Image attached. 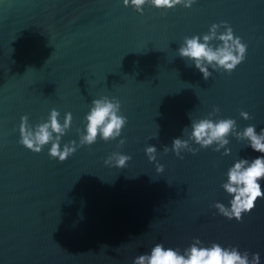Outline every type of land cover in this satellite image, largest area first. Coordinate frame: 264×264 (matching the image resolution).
<instances>
[{
  "label": "water",
  "instance_id": "95a60500",
  "mask_svg": "<svg viewBox=\"0 0 264 264\" xmlns=\"http://www.w3.org/2000/svg\"><path fill=\"white\" fill-rule=\"evenodd\" d=\"M222 22L247 45L246 59L230 75L208 66L205 80L178 49ZM101 97L119 100L127 117L116 140L98 137L63 163L49 157L50 144L35 154L19 143L21 117L35 127L55 109L61 124L72 115L61 150L78 145ZM204 118L264 128V0L145 6L143 15L123 0H0V264H133L156 243L183 251L194 238L259 253L264 264V199L240 223L213 207L230 206L228 169L261 154L234 136L228 156L171 151L175 138L198 148L191 123ZM113 153L131 156L125 169L105 166Z\"/></svg>",
  "mask_w": 264,
  "mask_h": 264
},
{
  "label": "clouds",
  "instance_id": "9594fccd",
  "mask_svg": "<svg viewBox=\"0 0 264 264\" xmlns=\"http://www.w3.org/2000/svg\"><path fill=\"white\" fill-rule=\"evenodd\" d=\"M197 0H123L124 7H131L136 13L143 15L145 6H151L157 10L169 11L177 6L191 8ZM225 29L218 35L219 29ZM201 40L203 42H201ZM218 40L220 43L215 48L211 42ZM247 45L241 42L240 37H235L233 30L227 23L220 25L212 24L209 33L200 36L186 37L183 46L178 49V55L182 59L194 62L195 68L202 74L205 80L209 79L212 73L208 66H214L213 71H222L229 75L246 59ZM219 113L214 108L209 117ZM240 116L249 120L247 113L241 111ZM60 113L51 110L47 122L40 123L33 127L28 122V117H21L19 126V143L27 150L35 154L41 153L42 149L51 145L48 155L53 160L65 162L74 155L79 147L93 146L98 137L105 143L116 140L121 136L122 129L127 125V117L121 113V103L115 98L101 97L91 102L88 114L85 116V133L79 137V144L74 141L63 145L61 150V138L70 129L72 115L66 114L63 124L59 122ZM53 133L56 135L53 136ZM229 136H234L237 141H247L246 146L261 155L252 159H238L228 169L226 182L222 188L231 197L229 207L222 203L213 205L217 214L225 219H233L240 223L244 215L251 214L258 200L264 199V192L261 189V182L264 181V128L259 133L255 126H248L242 132L237 131L236 121L233 119L204 118L194 120L191 123L189 139L198 145V148H190L187 140L175 138L172 141L171 151L178 159L183 160L181 152L187 150L196 155L202 149L213 148V151L220 152L223 148V155H230V149L225 147L229 144ZM125 144L120 140L119 146ZM217 144V147H213ZM164 153L169 148H164ZM145 154L150 163L157 159V148L149 146ZM131 156L113 153L105 161L106 167L125 169ZM157 171L163 172L162 165L156 166ZM248 251L241 252L237 247H224L218 243L203 245L200 239L194 238L193 242L183 251L171 247L165 248L163 243H156L150 253L141 254L136 257L133 264H261L260 254L252 253L251 258Z\"/></svg>",
  "mask_w": 264,
  "mask_h": 264
}]
</instances>
